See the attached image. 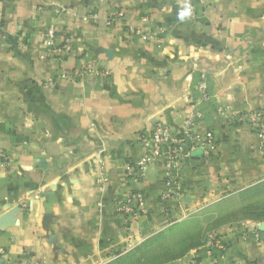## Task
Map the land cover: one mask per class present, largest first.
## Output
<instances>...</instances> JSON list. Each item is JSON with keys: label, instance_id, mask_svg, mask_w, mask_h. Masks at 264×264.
<instances>
[{"label": "crops", "instance_id": "obj_1", "mask_svg": "<svg viewBox=\"0 0 264 264\" xmlns=\"http://www.w3.org/2000/svg\"><path fill=\"white\" fill-rule=\"evenodd\" d=\"M50 27L73 54H52ZM92 63L109 75L82 76ZM255 112L264 115V0H0V264H109L169 221L164 208L181 219L264 183L258 138L236 122ZM187 122L215 146L182 165L181 202H161V166L137 186L124 169L141 159V135ZM132 191L148 216L117 212ZM241 226L219 234L217 264H264V230L242 238ZM193 256L211 264L205 246L172 264Z\"/></svg>", "mask_w": 264, "mask_h": 264}, {"label": "built area", "instance_id": "obj_2", "mask_svg": "<svg viewBox=\"0 0 264 264\" xmlns=\"http://www.w3.org/2000/svg\"><path fill=\"white\" fill-rule=\"evenodd\" d=\"M203 2L204 0H200ZM60 11H63L60 8ZM122 16V14H120ZM113 20H109L107 25H111ZM45 45L51 49L52 54H73L75 52L73 42L69 37L61 36L55 27H50L45 33ZM103 74L108 76L109 72H100L96 68V63L87 65L81 71V75ZM62 78H66L65 74H61ZM53 85L52 82L49 83ZM203 91L206 90V86L202 85ZM237 123L247 125L258 138V151L262 157V163L264 165V115L258 112L239 115ZM194 124L187 122L182 128L181 133L176 134L172 132L166 126H158L148 135H141V142L143 145V155L140 160L134 163L127 164L124 172L127 180L133 185H140L146 177L147 168L153 165H158L163 168L162 179L164 182L165 190L160 196L161 202H173L182 200V192L180 187L181 168L184 162L188 161L192 152L201 150L204 156L209 158L211 156V150L215 146L214 135L211 132L206 133L204 136L196 135L193 132ZM0 159L6 160L4 153L0 152ZM102 178L100 183L105 185L109 182V178L105 173V168L101 169ZM132 201L124 202L117 201V212L126 217H132L137 219L142 215L148 216L146 210V199L144 195L139 191L131 192ZM162 215L169 219L168 222L179 221L180 219L171 216V211L164 208ZM242 238H248L253 236L258 239L260 237V230L255 226L240 227ZM205 250L210 258L211 264H217L219 258L215 256L216 252L224 254L227 250V244L219 234L209 237ZM190 264H202L197 260L196 256H193Z\"/></svg>", "mask_w": 264, "mask_h": 264}, {"label": "rangeland", "instance_id": "obj_3", "mask_svg": "<svg viewBox=\"0 0 264 264\" xmlns=\"http://www.w3.org/2000/svg\"><path fill=\"white\" fill-rule=\"evenodd\" d=\"M229 194V193H228ZM177 218L176 216H174ZM264 222V183L185 213L179 221L155 225L113 264H172L205 246L212 235Z\"/></svg>", "mask_w": 264, "mask_h": 264}, {"label": "water", "instance_id": "obj_4", "mask_svg": "<svg viewBox=\"0 0 264 264\" xmlns=\"http://www.w3.org/2000/svg\"><path fill=\"white\" fill-rule=\"evenodd\" d=\"M204 155L203 151L197 150L191 154L192 159L199 160ZM259 230H264V225L259 227Z\"/></svg>", "mask_w": 264, "mask_h": 264}, {"label": "clouds", "instance_id": "obj_5", "mask_svg": "<svg viewBox=\"0 0 264 264\" xmlns=\"http://www.w3.org/2000/svg\"><path fill=\"white\" fill-rule=\"evenodd\" d=\"M189 5H185V8H188ZM188 15V12L187 11H182L181 13L178 14V18L183 21L184 17Z\"/></svg>", "mask_w": 264, "mask_h": 264}, {"label": "trees", "instance_id": "obj_6", "mask_svg": "<svg viewBox=\"0 0 264 264\" xmlns=\"http://www.w3.org/2000/svg\"><path fill=\"white\" fill-rule=\"evenodd\" d=\"M118 258H119V257H118ZM118 258H117V259H118ZM115 261H116V260H114L113 262H110L109 264H113Z\"/></svg>", "mask_w": 264, "mask_h": 264}]
</instances>
